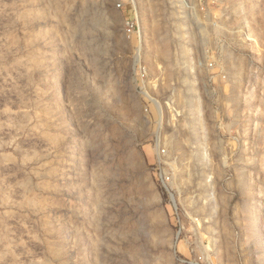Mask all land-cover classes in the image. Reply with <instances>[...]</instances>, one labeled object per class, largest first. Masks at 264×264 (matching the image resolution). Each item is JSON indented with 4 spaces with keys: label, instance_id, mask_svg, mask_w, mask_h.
I'll return each instance as SVG.
<instances>
[{
    "label": "rangeland",
    "instance_id": "obj_1",
    "mask_svg": "<svg viewBox=\"0 0 264 264\" xmlns=\"http://www.w3.org/2000/svg\"><path fill=\"white\" fill-rule=\"evenodd\" d=\"M135 3L0 0V264H264V0Z\"/></svg>",
    "mask_w": 264,
    "mask_h": 264
},
{
    "label": "bare ground",
    "instance_id": "obj_2",
    "mask_svg": "<svg viewBox=\"0 0 264 264\" xmlns=\"http://www.w3.org/2000/svg\"><path fill=\"white\" fill-rule=\"evenodd\" d=\"M134 5H135V9H136V3H135V0H130ZM136 12H137V10H136ZM139 17V16H138ZM164 52L163 53H165L167 50H166V48L163 50ZM162 53V55L164 56L165 54H163ZM196 108H198V106L196 107ZM159 140V139H158ZM204 157H205V155H204ZM207 160V159H206ZM186 177V176H185Z\"/></svg>",
    "mask_w": 264,
    "mask_h": 264
}]
</instances>
